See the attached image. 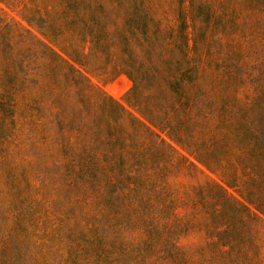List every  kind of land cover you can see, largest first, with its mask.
I'll list each match as a JSON object with an SVG mask.
<instances>
[{"label": "trees", "instance_id": "16d2710c", "mask_svg": "<svg viewBox=\"0 0 264 264\" xmlns=\"http://www.w3.org/2000/svg\"><path fill=\"white\" fill-rule=\"evenodd\" d=\"M27 1L0 0L42 37L0 9V179L13 188L0 264H46L52 243L62 264H264V0H174V36L150 31L153 0H115L127 17L113 29L106 0ZM81 69L125 75L128 108ZM185 177L209 241L198 260L179 244L195 226L170 180ZM37 195H58L55 231ZM136 232L143 253L126 243Z\"/></svg>", "mask_w": 264, "mask_h": 264}, {"label": "rangeland", "instance_id": "374dc122", "mask_svg": "<svg viewBox=\"0 0 264 264\" xmlns=\"http://www.w3.org/2000/svg\"><path fill=\"white\" fill-rule=\"evenodd\" d=\"M24 2L27 4V6H30L28 5L29 3L27 0H24ZM104 4L106 14L101 15L98 11L99 18L103 19L107 24H109V26L113 24L114 26L122 27L127 17V5L125 4L120 6L115 0H106L104 1ZM153 8L156 11V13L153 15V19L154 21H158L159 24L157 27L150 25V31L152 32L155 30V28H158L164 34L174 36L176 34V2L174 0H153ZM0 9L2 10L3 15L7 16L9 20L17 22L23 28L34 33L37 37L42 38L36 27H34V25H29V20H33V17L27 12L23 11L22 5L11 8L0 3ZM39 22V20L36 21V23ZM113 28V26H110V29ZM81 70L88 77L91 83L98 87L105 95L120 102L125 108H128L127 104L125 103V96L131 89L132 82L125 75L111 76L108 72L96 74L85 69ZM170 181L173 185L177 184V182H180L181 184L179 186L180 194L178 195L180 197V201L179 204H176L175 206L176 216L182 221V224H192V226H195V228L191 227V229L187 231L186 235L181 236L179 239V244L188 251L189 257H191V259L198 260L199 254L197 252L204 248L209 241L206 238L203 227L201 226L205 219L204 215L199 213L197 210H194L191 206L192 203L189 201V199L194 197L190 186L195 184L193 181H191V179L186 177L180 178L176 182L173 179ZM12 191L13 188L9 185L8 180L1 178L0 198L2 199V206L4 210L9 208V202L12 201V197L10 195ZM55 197L57 198V201H53V203L49 201L45 202L44 200L41 201V196L39 195L36 197V200L40 201L39 208L41 214L38 224L40 228L44 226L47 232L55 231L59 226H61V220L58 212H61L60 209H62V206L59 204L58 195H55ZM183 202L188 205L183 204ZM15 217V213L14 215H12V213L9 214L11 222L15 220ZM60 236H62V234ZM141 242L142 238H139V233L137 232L133 233L131 235V239L129 238L126 241L127 245L135 244V246L140 249V252L143 253L144 246ZM55 248L56 245L52 243L50 248L42 249L43 253H45V259L47 261L46 264H62L58 257L59 254L56 252ZM121 251L129 252L131 249L128 250L123 248ZM138 258V260H131L129 264H153V262H149V260L143 262L140 257ZM68 264L71 263L69 262Z\"/></svg>", "mask_w": 264, "mask_h": 264}]
</instances>
